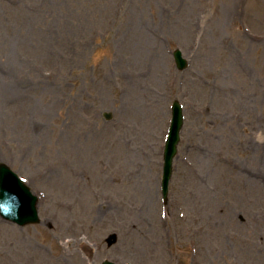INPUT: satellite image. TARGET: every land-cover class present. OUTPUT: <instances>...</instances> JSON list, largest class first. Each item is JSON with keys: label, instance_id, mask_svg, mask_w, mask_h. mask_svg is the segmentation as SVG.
I'll list each match as a JSON object with an SVG mask.
<instances>
[{"label": "rangeland", "instance_id": "obj_1", "mask_svg": "<svg viewBox=\"0 0 264 264\" xmlns=\"http://www.w3.org/2000/svg\"><path fill=\"white\" fill-rule=\"evenodd\" d=\"M1 163L0 264H264V0H0Z\"/></svg>", "mask_w": 264, "mask_h": 264}, {"label": "water", "instance_id": "obj_2", "mask_svg": "<svg viewBox=\"0 0 264 264\" xmlns=\"http://www.w3.org/2000/svg\"><path fill=\"white\" fill-rule=\"evenodd\" d=\"M177 67L184 70L187 60L183 58L182 52L174 53ZM173 119L166 142L164 154L163 194L167 198L169 183L173 171V160L177 154V145L180 141V132L183 126L182 108L175 102L172 108ZM107 118L110 116L107 115ZM38 199L21 179L5 165L0 164V215L20 226L38 223L37 210ZM104 264H114L105 262Z\"/></svg>", "mask_w": 264, "mask_h": 264}, {"label": "bare ground", "instance_id": "obj_3", "mask_svg": "<svg viewBox=\"0 0 264 264\" xmlns=\"http://www.w3.org/2000/svg\"><path fill=\"white\" fill-rule=\"evenodd\" d=\"M20 87H24V86L21 84Z\"/></svg>", "mask_w": 264, "mask_h": 264}]
</instances>
